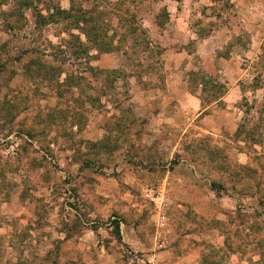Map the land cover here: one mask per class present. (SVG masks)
Here are the masks:
<instances>
[{"label": "rangeland", "instance_id": "1", "mask_svg": "<svg viewBox=\"0 0 264 264\" xmlns=\"http://www.w3.org/2000/svg\"><path fill=\"white\" fill-rule=\"evenodd\" d=\"M21 1L0 0V264H264V0ZM117 216L156 223V255Z\"/></svg>", "mask_w": 264, "mask_h": 264}, {"label": "crops", "instance_id": "2", "mask_svg": "<svg viewBox=\"0 0 264 264\" xmlns=\"http://www.w3.org/2000/svg\"><path fill=\"white\" fill-rule=\"evenodd\" d=\"M178 179H180V182H182L181 178L178 177ZM174 188H175V186H174ZM151 194H152V192L150 193V195ZM172 195L174 196V194H172ZM153 198L157 199V200L160 199V197L155 198L154 195H153ZM172 201L175 203V198L172 199ZM158 205H159V202H158ZM153 210H154V208H153ZM117 215H119V214L117 213ZM154 216H157V215H154ZM117 218H119V223H121V226H120V231H121V236H122L121 240L125 241L127 244H131L132 246L140 248L142 250L150 249L154 252V253H152V255H156V253L159 251L158 248L160 245V240H159V236L157 233L158 230L156 228V223L151 224L152 233H151L150 241H148L147 238H145V239L139 238L138 227H137L138 225H137L136 221H134V220H123L122 218H120L118 216H117Z\"/></svg>", "mask_w": 264, "mask_h": 264}, {"label": "trees", "instance_id": "3", "mask_svg": "<svg viewBox=\"0 0 264 264\" xmlns=\"http://www.w3.org/2000/svg\"><path fill=\"white\" fill-rule=\"evenodd\" d=\"M30 3V2H29ZM21 5H22V7H24V6H26L28 3L26 2V1H21V3H20ZM30 4H32V3H30ZM30 4H28V5H30ZM57 13L61 16V19H66V18H68V13H66V11L65 10H63V9H61L60 7H58L57 8ZM263 111H264V107H263ZM115 228L117 229L116 230V232H117V237L118 238H121L122 236H121V231H120V223H119V221H116V223H115Z\"/></svg>", "mask_w": 264, "mask_h": 264}, {"label": "built area", "instance_id": "4", "mask_svg": "<svg viewBox=\"0 0 264 264\" xmlns=\"http://www.w3.org/2000/svg\"><path fill=\"white\" fill-rule=\"evenodd\" d=\"M166 203H162L159 209L158 228L164 229L167 226Z\"/></svg>", "mask_w": 264, "mask_h": 264}]
</instances>
